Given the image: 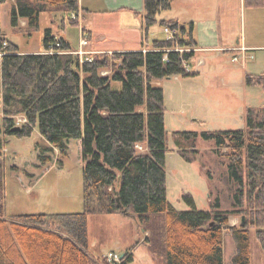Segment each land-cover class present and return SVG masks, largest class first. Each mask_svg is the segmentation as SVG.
<instances>
[{
  "label": "trees",
  "instance_id": "obj_1",
  "mask_svg": "<svg viewBox=\"0 0 264 264\" xmlns=\"http://www.w3.org/2000/svg\"><path fill=\"white\" fill-rule=\"evenodd\" d=\"M245 5L264 8V0H245ZM170 9L171 0H144L145 31L158 23L169 27L172 37L152 41L146 51L95 54L91 61H80L50 29L40 53H21L0 38L5 53L0 151L6 137H29L35 128L46 143H34L26 156L13 155L10 174L29 188L53 168L58 156L83 166L81 213L7 218L0 164V264H97L86 251L87 216L123 211L135 216L147 233L144 243L165 264H224L226 232L236 241L234 264H250L251 231L264 251V108L248 107L244 128L201 133L226 159L235 187L232 210H221L219 204L198 210L189 194L183 195L187 211L167 200L164 93L154 82L195 76L188 64L197 45L192 24L157 19ZM41 12L77 15L79 0H14L10 24L20 28L24 19L29 31H37ZM69 23L77 25L76 19ZM245 83L264 92V73L246 74ZM16 116L25 120L20 126ZM197 137L190 131L173 134L187 161L186 151L195 152ZM230 215L244 217V223L231 226ZM55 223L59 226L53 227ZM132 262V253H124L121 264ZM100 264L111 263L104 258Z\"/></svg>",
  "mask_w": 264,
  "mask_h": 264
},
{
  "label": "rangeland",
  "instance_id": "obj_2",
  "mask_svg": "<svg viewBox=\"0 0 264 264\" xmlns=\"http://www.w3.org/2000/svg\"><path fill=\"white\" fill-rule=\"evenodd\" d=\"M11 6V0L0 3V38L15 44L21 51L42 50L46 29H52L56 34L61 32L60 20L64 17L62 12H41L37 31H29L23 26L22 29L13 28L10 24ZM71 18L70 15L68 20ZM68 20L66 18L64 21L67 35L73 47L77 44L79 46L82 36L79 37L78 34L79 26L71 25ZM260 23L263 24L264 21ZM153 26L159 31H164L159 24ZM261 33L264 37V28ZM84 47L82 49L86 52ZM235 50L246 52L245 49ZM0 53L4 52L0 51ZM87 56L89 52H86L82 58H88ZM230 56L224 52L222 59L212 64L210 69H216L217 72L209 70L198 77H180L179 80L172 77L159 81L164 93V122L168 143L167 200L179 211L190 209L183 199L184 194L191 195L198 210L210 211L216 204L220 205L221 210H232L235 187L229 178L226 159L216 152L214 142L204 139L201 133L244 128L246 108H264L263 90L257 86H248L244 82L247 73H264V48L249 51L247 59L244 60L243 56H234L238 58L237 61L240 59L241 62L238 63H232L234 61H230ZM241 64H245V68L240 69ZM232 67H237L234 68L237 72H230ZM240 76L243 77L241 85H239ZM14 120L17 126L24 122L22 116H16ZM177 131L198 133L195 152L189 148L186 151L189 161L179 154L180 149L173 138L174 132ZM36 142L46 144L37 128L29 137H6L3 149L0 151L7 218L27 214L81 213L83 211L81 163L58 156V162L53 168L29 188H24L18 179L10 174L8 166L10 158L13 155H28ZM229 218L233 223L230 224L231 226H238L242 217L230 215ZM56 226H59V223L53 224V227ZM60 230L67 235V230L64 231L63 228ZM86 233V251L97 264H100L109 252L122 255L129 251L134 255L133 264H165L163 259L153 256L144 243L145 239L142 241L144 232L131 212L89 214ZM253 233L251 231V264H264V251L258 245ZM236 251L234 237L226 232L223 244L224 264H234Z\"/></svg>",
  "mask_w": 264,
  "mask_h": 264
},
{
  "label": "crops",
  "instance_id": "obj_3",
  "mask_svg": "<svg viewBox=\"0 0 264 264\" xmlns=\"http://www.w3.org/2000/svg\"><path fill=\"white\" fill-rule=\"evenodd\" d=\"M11 1L13 5L14 0ZM65 17L68 20L70 15L64 14L61 18V32L56 34L52 29L50 30L53 36L63 38L73 52L78 50L79 46L78 44L75 47L72 46L64 26ZM77 19L79 37L84 34L88 39L84 47V50L89 52L88 58H92L95 54L146 51L151 48L152 41L170 37L164 31H159L156 26H151L145 31L144 0H79ZM157 19L182 25L192 24L193 38L197 45L194 48L195 57L188 64V70L196 73L195 77L212 70L210 67L214 62L222 59L224 52L231 55L232 62L234 56H243L244 60L247 59L249 51L264 48V37L261 33L264 23H260L264 21V8H249L245 5V0H171V9L159 14ZM19 25L20 28L21 26L26 28V20L20 19ZM241 48H244L246 52L235 50ZM19 51L27 54L40 53L44 50L21 51L19 49ZM238 62H241L240 59L232 63ZM234 68L237 67H232L230 72H237ZM243 68L245 64H241L240 69ZM212 71L217 72L216 69ZM173 78L180 79V77ZM242 83L243 77L240 76L239 85ZM154 84L162 88L160 82H154ZM230 221L233 225L231 218ZM146 236L147 233H144L142 241ZM134 260L133 255L132 264Z\"/></svg>",
  "mask_w": 264,
  "mask_h": 264
},
{
  "label": "built area",
  "instance_id": "obj_4",
  "mask_svg": "<svg viewBox=\"0 0 264 264\" xmlns=\"http://www.w3.org/2000/svg\"><path fill=\"white\" fill-rule=\"evenodd\" d=\"M76 16H77L76 14L72 13L71 14V17L72 18L71 19L72 20L73 19H76ZM163 29H164V32L167 33L170 37H172L174 35V32H172L169 27L166 26ZM87 43H88V39L83 34L81 36V40H80V44H79V49L76 50L75 52H73V54L77 55L78 58L80 59V61H82V62L83 61H91V59H92V58H84V59L82 58L86 54V52L83 51L82 47L83 46H86ZM55 46L56 47H59V44L57 43ZM6 47H7V42H4L3 43V49H6ZM238 50L244 51V48H241V49H238ZM2 54H4V53H0V55H2ZM237 59H238L237 57H234L232 59V61L235 62V61H237ZM137 148L138 149H141V146H137ZM105 259H106V261L108 263H111V264H121V262H122L121 255H118V254H115V253H112V252H109L108 255L105 257Z\"/></svg>",
  "mask_w": 264,
  "mask_h": 264
},
{
  "label": "water",
  "instance_id": "obj_5",
  "mask_svg": "<svg viewBox=\"0 0 264 264\" xmlns=\"http://www.w3.org/2000/svg\"><path fill=\"white\" fill-rule=\"evenodd\" d=\"M123 214H126V211H123ZM244 223V217L241 218V224ZM124 254L121 255V258H123Z\"/></svg>",
  "mask_w": 264,
  "mask_h": 264
}]
</instances>
